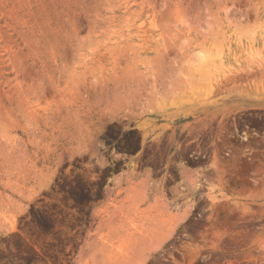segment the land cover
I'll return each instance as SVG.
<instances>
[{"label":"rangeland","instance_id":"374dc122","mask_svg":"<svg viewBox=\"0 0 264 264\" xmlns=\"http://www.w3.org/2000/svg\"><path fill=\"white\" fill-rule=\"evenodd\" d=\"M0 264H264V0H0Z\"/></svg>","mask_w":264,"mask_h":264}]
</instances>
